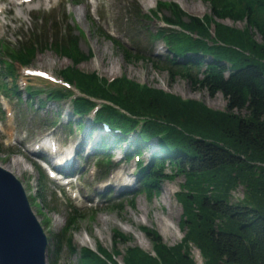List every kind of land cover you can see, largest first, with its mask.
Returning a JSON list of instances; mask_svg holds the SVG:
<instances>
[{"label": "trees", "instance_id": "obj_1", "mask_svg": "<svg viewBox=\"0 0 264 264\" xmlns=\"http://www.w3.org/2000/svg\"><path fill=\"white\" fill-rule=\"evenodd\" d=\"M203 1L210 5V12L202 18L166 0H158L152 14L144 12L136 1L128 6L127 17L134 25H144V21L168 9L170 15L165 21L169 28L150 31L148 43L163 38L173 53L161 61V66L172 78L181 76L212 95L221 92L227 99L225 111L160 87L142 85L126 74L110 82L97 72L82 71L79 65L89 61L93 53L84 52L80 35L64 24L55 25L48 38L35 33L18 45L0 40V91L20 95L16 82L19 66L32 64L40 50L50 49L71 61L60 73L86 93L71 101L80 129L96 104L94 98H102L110 103L97 111L93 124L96 127L107 122L113 130H121L123 135H116L112 141L126 139L127 134L138 130L135 146L141 152L143 143L163 134L152 162L144 164L141 157L139 188L152 197L159 192V180L174 181L184 176L176 193L183 207L179 226L184 235L180 242L168 245L156 230L141 226L152 241L155 255L139 246H128L123 254L125 264H197L191 256L192 244L200 249L203 264H264V0ZM225 19L244 21L245 25L238 28L225 23ZM95 30L110 38L99 28ZM80 34L84 35L82 31ZM111 40L127 62L150 60L139 49L130 51L120 41ZM204 54L211 58L205 59ZM150 63L160 67L155 60ZM8 78L12 86L6 83ZM27 96L33 103L38 91L29 88ZM68 96L69 91L63 89L49 94L56 101H67ZM243 108L249 111L247 115L238 112ZM60 115L58 112L57 117ZM58 122L52 120L51 124ZM101 138L102 142L111 136ZM105 145L102 142L99 149ZM123 155L132 158L128 150ZM98 164L101 171L108 169L111 158L100 156ZM39 176L37 204L48 212H57L60 203L56 198L51 197L47 203L46 174L41 169ZM238 184L244 186L245 196L249 195V204L230 202L229 193ZM83 216L74 209L67 225L54 235L56 243L64 235L70 250L76 252L73 232ZM114 233L113 253L100 244L96 251L83 247L79 264H119L114 256L122 253L117 245L125 236L119 230Z\"/></svg>", "mask_w": 264, "mask_h": 264}, {"label": "rangeland", "instance_id": "obj_2", "mask_svg": "<svg viewBox=\"0 0 264 264\" xmlns=\"http://www.w3.org/2000/svg\"><path fill=\"white\" fill-rule=\"evenodd\" d=\"M23 1L14 0L12 2L22 3ZM157 1L137 0V3L144 12L148 13L156 9ZM166 1L176 2L186 12L201 18L210 12V5L203 0ZM1 2L0 0V9L7 6L10 11L7 8L4 9V13L7 15L0 13V40L18 45L20 40L29 39L35 33L42 38H48L54 32L55 25L64 24L67 27L74 28V33L80 35L81 49L86 53H93L89 61L79 65L82 71L87 73L97 72L99 76L105 77L109 81L126 74L142 85L160 87L185 99L201 100L214 110L225 111L227 108V99L221 92L212 95L207 89L198 88L181 76L177 75L174 78L170 76L166 67L161 66V61L172 55L173 49H168V45H165L164 40L157 41L153 48H149L147 46L148 39L146 38H150V35L146 31L144 32L145 36L135 39V42L128 38L129 24L127 25L126 21H121L126 14L125 5L122 4L123 0H80L81 3L77 5H75L74 0H34L23 3L22 7L17 6V4H10L11 0H8L4 5H1ZM183 3L187 6H185L186 8ZM169 15V10L163 9L160 17L144 21L143 27L148 28L150 31H156L162 24L161 18H166ZM47 20L50 21L48 24ZM224 22L238 28L245 25L244 21L233 22L225 19ZM123 24L125 31L122 29ZM96 28H99L103 33L111 34L110 36L118 37L119 41L130 51L135 50L137 47H140V51L144 49L142 53L148 59L159 62L160 67L156 68L150 63V60L148 62L144 60L127 62L112 40L104 34H97ZM79 29L84 35L80 34ZM255 38L261 41L260 35L255 34ZM199 55H202L201 52ZM203 57L207 60L211 58L207 54H204ZM70 64L71 61L68 58L46 49L38 52L31 68L48 71L61 79L60 70ZM204 67L205 65L202 66V68ZM24 71L19 67L16 77L22 99L14 95L2 99L0 96V106L4 111V113H0V165L9 170H16L11 166L13 159L20 158L24 160L23 164L27 167V170L23 173L19 171L16 175L23 182L32 208L49 236L47 264H52L56 259L55 264H79L81 248L92 246L91 248L96 251L98 244L113 253L114 243L116 242L113 239L115 230H119L125 236L124 241H120L117 245L122 253L114 256L119 264H125L123 254L128 246H139L146 251H153L152 241L146 236L141 226L156 230L168 245L180 242L184 235L179 226L183 207L178 201L176 193L184 182V176L177 177L174 181L169 179L159 180L157 183L159 192L152 197H148L139 188L141 182L137 171L140 166L138 167L135 157L133 156L134 158L130 161H126L123 157L125 150H128L131 155L138 151L135 146L134 135L130 133V136H127L126 139L116 142L112 141L116 136H112L109 139L102 140V142H105L106 147L99 149L102 143L99 135L101 129L98 126L94 127L91 116L83 119L86 125L80 129L77 124L78 116L74 115L73 105L69 101L46 100V96L42 95L36 97L33 103H29L26 86L23 85L24 81L27 82V85L36 87L49 88L50 86L59 87L60 85L38 77H28ZM5 81L9 84L8 86H12L11 78ZM42 101L45 104H41ZM58 112H61L59 118L57 117ZM238 112L243 116L249 113L246 108ZM56 119H59L60 122L52 130L45 127L46 123L52 126L51 121ZM47 130L54 132L55 137L59 140L61 144L59 154L70 147H73L75 152V162L70 166L71 171L76 170V172L73 173L74 177L70 184H65L63 180L58 181L50 177L46 179L47 203L49 204L50 197L56 198L60 203L59 210L54 213L41 208L36 203L37 199L36 201L32 199L39 191L40 182L38 171L40 164L36 160L35 152L39 151L37 149L40 147V143L41 146L44 144L42 142L45 137L43 134L50 135ZM82 142H84V146L80 149V143ZM140 147L144 164L152 162V157L159 148L158 144L149 141L143 143ZM42 151L47 152L44 148ZM99 153H103L102 156L106 155L111 158L114 169H112V175L102 182L98 180V170L95 165ZM39 167L48 174L47 170H44L41 166ZM64 167L63 170L68 171ZM165 167H167L166 172H169L170 167L168 165ZM126 169L127 172L130 171L127 176V184L123 186L114 184L113 182L119 172ZM245 195L244 186L238 184L229 193L230 202L249 204V195ZM131 199H134L133 202ZM118 203H121V207H116ZM69 207H73V209L70 210ZM74 209H78L84 215L73 232V243L77 248L76 252L70 250L66 236L63 235L58 243L55 242L54 238V235L60 233L66 226L69 213H73ZM162 223L171 224L174 235L163 237L159 231ZM126 229H133V232L137 235ZM85 239H88L89 242L84 241ZM81 241H84V243H81ZM190 252L197 264H203L204 259L196 245H191Z\"/></svg>", "mask_w": 264, "mask_h": 264}, {"label": "water", "instance_id": "obj_3", "mask_svg": "<svg viewBox=\"0 0 264 264\" xmlns=\"http://www.w3.org/2000/svg\"><path fill=\"white\" fill-rule=\"evenodd\" d=\"M46 249L22 182L0 166V264H46Z\"/></svg>", "mask_w": 264, "mask_h": 264}, {"label": "bare ground", "instance_id": "obj_4", "mask_svg": "<svg viewBox=\"0 0 264 264\" xmlns=\"http://www.w3.org/2000/svg\"><path fill=\"white\" fill-rule=\"evenodd\" d=\"M12 1H14V0H11V2ZM184 3H185V1H184ZM183 6L185 7L186 5L184 4ZM3 12H4V9H3ZM83 143L84 142L80 143V149L82 148V146H84ZM43 148L47 150V153H49L48 156H51L54 159H59L58 161H60V163L58 161L55 162V164L57 166V169H60L62 171H66V170H63V167L66 166V167H64V169L66 168V169H68V171H71V166L70 165H73L74 162H75V152H74V148L73 147H70L69 149L65 150L61 154L58 153L60 151L61 144H59V147H57L54 152H51L52 150H49L47 148V145H46V147L43 146ZM50 148L52 149L53 146L50 145ZM123 157H124V155H123ZM13 160L14 161H13V163H11V166L14 169H16V170H11L12 172L17 174V172H19V171L21 173H23L25 170H27V167L22 163L23 162L22 159L15 158ZM71 172H73V170ZM129 172L130 171L127 172V169L122 171V172H119V174L116 177V180L113 183L116 184V185H120V186H123V185L127 184V176L129 174ZM126 230L134 233L133 229H126ZM159 231L163 235V237H167L168 235H174V233L172 231V226H171V224H168V223H162V226L159 227ZM134 234L137 235L136 233H134ZM140 237L142 239H144L142 235H140ZM84 241H87V243L89 242L88 239H85ZM84 241H81V243H84ZM144 247H145V245H144Z\"/></svg>", "mask_w": 264, "mask_h": 264}]
</instances>
